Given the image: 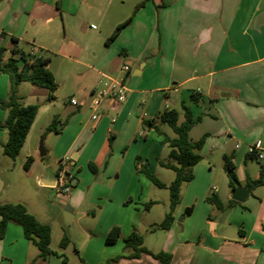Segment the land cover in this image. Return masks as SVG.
Listing matches in <instances>:
<instances>
[{
	"label": "crops",
	"instance_id": "obj_1",
	"mask_svg": "<svg viewBox=\"0 0 264 264\" xmlns=\"http://www.w3.org/2000/svg\"><path fill=\"white\" fill-rule=\"evenodd\" d=\"M1 1L0 22L5 18V10L10 8L8 3L4 4L5 0ZM140 1L114 2L111 9L115 17L109 22L103 16L112 0L26 1L29 8L32 3L33 10L39 6L40 13L42 9H48L47 13L50 7L54 9L53 14L42 15L44 23L60 17L64 27L61 42H72L71 45L78 50L74 55L69 51L61 53L82 69L80 77L84 84L76 86V90H85V83L90 80L85 92L91 95L98 79L113 72H117L112 75L122 79L126 88L124 100L102 99L89 115L84 113L87 116L78 111L80 106L77 103L74 104L76 108L70 111L68 120H59V124L64 122V125L59 132H55L65 136L56 155L58 165L68 158V170L73 172V165L90 161L95 164L97 174V169H102L109 176L112 173L116 176L113 181L107 177L103 185L94 186L104 188L106 195L87 200L92 204L100 199L96 203L99 214L92 235L97 231L104 238L113 225L120 228L118 239L137 228L135 216L127 210L131 204L137 203L132 182L137 175L136 157L145 162L151 172L159 165L157 160L162 153L160 137L153 127L142 124L143 119H153V124L161 129L157 114L174 107L179 111L180 122L183 115L179 104L183 101L189 105L193 117L201 115L188 131L189 141L194 142L205 134L216 137L210 151L219 149L221 155L228 154L225 147L232 141L234 166L240 154L259 160L256 155L248 154L250 145L260 149L263 152L260 160L264 159V0H145L135 9ZM16 15L13 13L14 17ZM38 16L35 15V18ZM129 16L130 20L111 40H107L114 27ZM8 31L12 41L9 48L18 47L20 33L14 29ZM39 47L50 51L47 46ZM122 63L129 65L127 72L120 69ZM191 92L199 96L197 104L189 99ZM98 107L107 114H114L115 119L109 116L103 118L99 114L98 120L93 121L91 114ZM179 117L182 119L179 120ZM55 118L58 119L57 116ZM88 124L91 131L87 130ZM91 148L93 153L87 155ZM74 154L76 158L72 164L70 156ZM147 156L155 158L153 163L149 164ZM192 168L193 176L180 188L173 219L169 228L163 230L158 249L143 245L153 252H170V264H264V183L254 184L246 197L255 194L259 204L253 220L245 223L241 220L246 210L242 204L232 205L223 216L219 213L225 204H231L233 200V190L228 183L221 190L211 188L222 203V208H212L213 204L206 200L208 189L203 179H197L198 172L205 168L197 163ZM45 174L55 176L56 170L47 168L34 174L36 185L46 189L48 199L55 206H66L71 211L78 209L82 201L80 195L84 189H89L91 183L80 178L68 191L58 192L40 184ZM258 175L248 173L246 180H254ZM119 178L121 181L118 182ZM2 202H22L28 212L48 224L41 219L34 201L29 198ZM199 202L201 206L197 207ZM187 207H190L188 212ZM182 211L183 216L178 219L180 224H177L175 216ZM203 211L205 213L202 214ZM90 212L92 217L96 216L95 212ZM231 216L233 219H230ZM224 224L236 227L237 239L219 234ZM3 243L9 247L2 248ZM29 243L32 242L23 236L21 227L9 223L0 238V253L9 257H5L4 262V257H0V264H13L14 255L19 263L35 261L38 253L34 257L27 255ZM120 261L125 264H158L146 253L131 259L121 257L115 264Z\"/></svg>",
	"mask_w": 264,
	"mask_h": 264
},
{
	"label": "rangeland",
	"instance_id": "obj_2",
	"mask_svg": "<svg viewBox=\"0 0 264 264\" xmlns=\"http://www.w3.org/2000/svg\"><path fill=\"white\" fill-rule=\"evenodd\" d=\"M26 1L28 3L30 2V0L4 1V4L8 3L10 8L5 10V18L0 22V31L3 34V36L1 35L0 46L5 48L3 57L6 59L10 56L9 47L12 41L8 30L14 29L17 33H20V39L17 44L19 48L28 51L33 43L41 57H49L47 66L54 75L57 88L50 94L46 88L35 86L28 81H21L16 86L18 101L21 104H36L38 109L23 145L13 158L2 152V143L7 138V130L4 127L0 128V203L7 199L29 198L31 201H34V206L37 208L41 219H44L50 225L51 239L49 247L57 254L61 255L52 254L44 260L38 256L33 262L28 260L30 261L28 264H63V257L66 258L67 264H98L107 258L122 253L124 249V238L127 236L126 235L124 238L120 237L116 243L107 244L105 238L97 231L94 232V236L92 235V228L95 226L96 218L99 214V208L96 203H99L98 201L100 199H96L92 204H89L87 200L92 197L95 198L98 195H106V190L104 188L100 186L94 188V186L96 184L103 185V181L108 179L107 177H111L110 180L113 181L116 178L115 174L112 173L109 176V173L102 171V169H97L98 174L92 172L88 166L90 161H82L73 165V172L71 173L74 174L76 180L81 178L82 181H89L91 183L89 189H84V193L80 195L82 201L80 202L79 208L74 211L69 210L66 206H55L53 202L48 199L49 197H47L46 189L36 185L34 179L35 173L44 171L47 168L57 170V166H59L56 155L63 144V138L65 136L63 135V137L59 133L46 130V127L53 119L56 120L55 124H57L59 120H68L71 115L70 111L76 108L73 103H70V98L73 97L76 100V103L80 106L78 111L81 112V114L87 113L89 115L91 109L95 106L91 101L92 95L85 92L87 89L86 86L90 80L85 83V90L83 88L76 90L75 87L81 86L83 83V79L80 77L82 69L79 65L64 58L61 53L63 51H69L68 53L74 55L78 53V50L74 45H71L72 42L69 44L61 42L63 40L64 27L60 17L57 16L53 20L44 23V16L42 15L53 14L54 9L50 7L49 13H47L48 9L47 11L46 9H42L40 13V11H38L39 6H36L35 10H33L31 6L32 3H30L29 8L27 6L28 4L26 5ZM112 1L113 2L108 6L103 16V19L108 22L115 17L111 8H113V4L117 0ZM2 8L3 1L0 0V10H2ZM13 13L17 14L16 17L13 16ZM35 15L40 16L35 18ZM39 17L42 19L38 20ZM94 23L96 24V22ZM39 45L42 47L47 46V49L50 51L43 50ZM69 48H71V51ZM18 64H20V62H18ZM116 73L117 72H113L112 74L114 75ZM9 93V78L6 74L2 73L0 74V100H7ZM82 101H85L84 104H82ZM74 113L77 112L75 111ZM93 113L100 114L103 118L109 116L110 119H115L116 117L112 113H105L102 111L101 107H98ZM6 115L7 110L0 107V124H4ZM56 116L58 119L55 118ZM181 117H179V120L182 119ZM160 124L163 131L172 135L171 128L166 123L160 122ZM89 126L90 124L87 125V130L91 131ZM213 139H216V137L205 134L204 141L199 149L201 160L197 163L205 168L198 172L197 179H203V183L208 189L206 194L208 196L212 194V187L221 190L223 187L226 188L228 183V178L222 168L223 160L221 151L219 149L210 151V146L215 144ZM40 141H42L47 152L43 157H39ZM149 143L148 141V144ZM232 145L233 142L231 141L225 147L228 154L234 150ZM134 148H136V146ZM93 150V148L88 149L87 155L93 153ZM168 151L169 146L167 144H162L161 158L158 159L167 160ZM28 156H30L32 160L26 163ZM147 157L149 158V156ZM154 160L155 158L150 157L149 164L153 163ZM91 163L93 164V162ZM260 168L264 169V159L256 160L255 158L240 154L239 157L235 159L234 173L236 181L240 184H246V175L248 173L251 175H258ZM152 173L165 184H168L174 178V172L161 165H156ZM136 174L132 182L134 184L133 188L136 191L135 201L137 203L131 204L129 207L130 209L127 210H130L129 212L135 216V227L139 229L138 233L143 237V244L156 250L160 245L159 243L161 242L164 229L156 228L150 230L149 223L153 222L157 224L163 218L164 213L168 209L169 192L167 187H158L153 184L143 173L137 171ZM119 181H121V178L118 179V182ZM184 184L180 188L185 186ZM148 201H153V203L150 205L149 209H146L143 204ZM234 204H242L246 207L241 220L245 221V223H249L256 215L259 199L254 194L250 195L241 203H227L219 210V213L221 212L223 216ZM196 206L200 207L201 203L199 202ZM202 206L205 208V205ZM212 208L217 207L213 204ZM90 211L95 212L96 216L92 217ZM183 213L182 211L176 214L175 219L177 224H180L178 223V219L182 218ZM203 213H205V211H203L202 214ZM206 213L208 214V212ZM230 219H233V216H231ZM64 230L69 237V243L65 248H61L59 246V241ZM29 244L27 255L28 257H34L39 251L33 243ZM3 247L8 248L9 245H4L3 243L2 248ZM75 249L78 251L77 253ZM2 256L4 257L3 262L6 261L5 257H9L0 253V257ZM16 258L17 256L14 255L13 264H23L19 263ZM81 259L83 263H81ZM1 261L2 259H0V262ZM118 264H125V262L120 261Z\"/></svg>",
	"mask_w": 264,
	"mask_h": 264
},
{
	"label": "trees",
	"instance_id": "obj_3",
	"mask_svg": "<svg viewBox=\"0 0 264 264\" xmlns=\"http://www.w3.org/2000/svg\"><path fill=\"white\" fill-rule=\"evenodd\" d=\"M145 0L140 1L135 6V9L141 6ZM129 16L121 23L117 24L107 40H111L119 29L125 25L129 20ZM5 48L0 46V73H4L8 76L10 81V93L7 100H0V107L7 110V115L4 124H0V128L4 127L7 130V138L2 143V152L9 156L15 157L19 152L29 128L37 113L36 104H21L16 96V86L21 81H28L38 87H44L51 94L57 88V82L52 72L46 66L49 58L35 57L28 61L24 58V50L18 47H12L10 53L18 55L21 63L18 64V59L12 56L4 59ZM189 99L192 103L197 104L199 102V96L196 93L191 92ZM180 111L183 115V119L178 122L179 111L172 107L164 109L157 114V119L161 123H166L172 131V135L162 131L156 124H153V119H143L142 124L146 127H153L157 135L160 137L161 144H167L169 146L168 159H158L159 165L169 168L174 172V178L165 184L158 179L147 167L145 162H141L139 157L135 159V167L137 171L143 173L153 184L158 187H167L169 192L168 209L163 215L161 221L157 224L150 226V230L156 228L168 229L173 219V211L180 198V187L183 182L189 181L192 176V167L201 160L199 149L204 141L205 135H202L194 142L189 141L188 131L192 125L197 123L201 115L193 117L191 109L185 102H180ZM55 119L46 127V130L59 132L64 125V122L57 121ZM251 155V153H248ZM43 157V156H42ZM233 155L224 153L222 155L223 165L222 168L228 178V185L233 190L234 182L236 181L234 173V163L232 161ZM30 156L27 157L26 163L31 161ZM89 168L92 172L96 171V167L89 162ZM250 183L261 184L264 183L263 168H260L259 175L256 179H247L246 185ZM206 200L214 204L217 208H222V203L219 198L212 193L206 197ZM231 204L235 203L234 200L230 201ZM153 201H148L143 206L148 209ZM190 211V207L186 208V212ZM9 223L17 224L21 227L23 236L30 240L38 249V256L45 259L49 255L57 254L49 247L51 239V228L47 223L39 221L32 213L28 212L25 205L22 202H2L0 203V238L3 236L7 225ZM264 232V225L262 226ZM120 235V228L117 225H113L107 231L105 236L106 243L115 242ZM69 243V237L64 230L59 246L61 248L66 247ZM123 252L116 254L106 260L99 262L98 264H115L121 257L124 258H137L141 253H146L152 258L157 260L158 264H170L171 253L158 250L151 251L143 245V237L135 229H133L125 238ZM75 252L78 251L75 249ZM62 263L67 264L66 258H62ZM81 263L83 260L81 259Z\"/></svg>",
	"mask_w": 264,
	"mask_h": 264
},
{
	"label": "built area",
	"instance_id": "obj_4",
	"mask_svg": "<svg viewBox=\"0 0 264 264\" xmlns=\"http://www.w3.org/2000/svg\"><path fill=\"white\" fill-rule=\"evenodd\" d=\"M1 31H0V39H1ZM10 53V49H9ZM10 56L14 57L15 59H18V62L21 63V60L18 55H13L10 53ZM35 57H40V54L38 53L36 47L34 44H31V47L28 51L24 50V58H26L28 61L32 60ZM120 69L124 72H127L129 69V65L126 63H122L120 65ZM92 95V103L95 106H98L102 99H111L115 100L116 102H120L124 100L126 95V88L124 86V83L122 79L117 78L113 76L111 73L109 74H103L102 77H100L96 83V86L91 91ZM70 102L73 104H76V100L74 98L70 99ZM99 114H91V119L93 121L98 120ZM113 120V119H112ZM235 147H237V144H235ZM247 152L256 155L257 159L263 158V152L258 149L256 146L250 145L247 148ZM68 159V158H67ZM67 159L62 161V163L59 164L57 170H56V182L57 186L53 187L55 191L58 192H66L75 184L77 183V180L69 170H68V164Z\"/></svg>",
	"mask_w": 264,
	"mask_h": 264
},
{
	"label": "water",
	"instance_id": "obj_5",
	"mask_svg": "<svg viewBox=\"0 0 264 264\" xmlns=\"http://www.w3.org/2000/svg\"><path fill=\"white\" fill-rule=\"evenodd\" d=\"M113 71V69L111 70ZM46 154V150L43 146L42 141L39 143V156L42 157ZM75 154L70 156V159L72 160V164L75 160ZM40 184L44 186H50L55 187L57 186L56 177L55 176H48L45 174L40 179ZM254 183H251L249 186H242L238 181L234 182V189L231 194V198L238 202L245 201L246 197L248 196L249 192L253 188ZM219 234L222 237L229 238V239H237L238 238V232L236 230V227L232 224H224L220 227Z\"/></svg>",
	"mask_w": 264,
	"mask_h": 264
}]
</instances>
